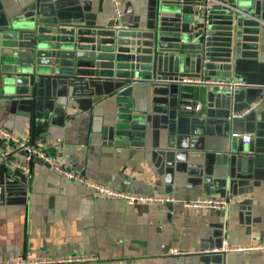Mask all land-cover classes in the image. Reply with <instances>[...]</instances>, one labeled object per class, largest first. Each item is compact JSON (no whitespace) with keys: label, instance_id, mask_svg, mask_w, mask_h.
Returning <instances> with one entry per match:
<instances>
[{"label":"crops","instance_id":"1","mask_svg":"<svg viewBox=\"0 0 264 264\" xmlns=\"http://www.w3.org/2000/svg\"><path fill=\"white\" fill-rule=\"evenodd\" d=\"M239 1L258 9L264 21V0ZM152 3L124 0L125 25L144 17ZM32 10L83 25L107 27L116 19L110 0H0V28ZM257 36V55L242 57L234 70L238 77L232 78L246 86L235 91L231 107L213 96L216 87L186 84V96L203 108L178 117L173 130L165 115L153 111L147 81L132 80L121 94L117 79L55 78L30 97H0V124L65 167L116 190L174 198L129 205L95 196L38 158L29 174L0 162V263L264 264V250L242 248L264 242L262 23ZM248 108L245 116L230 118ZM126 109L150 116L137 143L119 131ZM235 132L252 136L251 165L238 163V150L247 144L232 137ZM6 148L0 138V151ZM13 159L25 160L20 152ZM207 196H228L232 205L224 211L182 204ZM173 248L181 254H172ZM76 256L97 259L63 260Z\"/></svg>","mask_w":264,"mask_h":264},{"label":"water","instance_id":"2","mask_svg":"<svg viewBox=\"0 0 264 264\" xmlns=\"http://www.w3.org/2000/svg\"><path fill=\"white\" fill-rule=\"evenodd\" d=\"M152 2L144 17L120 30L113 28L115 19L107 27L83 25L59 15L39 17L35 10L11 19L0 28V97H30L55 78L117 79L121 94L132 80L147 81L153 111L173 130L178 117L190 114L183 108L191 98L182 79L238 77L239 60L257 55L261 16L239 0ZM210 92L228 108L238 94ZM126 110L119 131L137 143L150 116ZM251 153L249 145L239 148L238 163L251 165Z\"/></svg>","mask_w":264,"mask_h":264},{"label":"built area","instance_id":"3","mask_svg":"<svg viewBox=\"0 0 264 264\" xmlns=\"http://www.w3.org/2000/svg\"><path fill=\"white\" fill-rule=\"evenodd\" d=\"M113 4V15L116 18L113 28L120 30L125 27L123 22L125 9H124V0H110ZM216 0H208V6L211 2ZM264 25V21L260 20ZM136 81V80H135ZM140 81V80H137ZM134 82V81H133ZM133 82H130L125 86L124 89H128L132 86ZM182 82L185 84H198V85H209L216 87L220 91L235 92L242 87L246 86V83L238 78H221V79H205V78H196V77H187L183 78ZM264 98V96H263ZM184 110L189 113L198 114L203 108L201 102H194L192 99H189V102L184 105ZM250 111V108L245 109L241 112L235 113L230 116V118L242 117ZM232 137H239L245 144H249L252 140V136L249 133H238L235 132L232 134ZM0 138L5 142L6 149L0 151V162L9 161L17 169L22 170L25 174H29L31 171V161L34 158H38L43 162L49 164L52 170L63 176L68 180H75L80 184L84 185L89 191H91L95 196L105 199H120L125 201L129 205H152V204H165L174 201L173 197L166 195H142L134 194L130 192H124L120 190L113 189L109 186L99 184L93 180L87 179L82 175L78 174L74 170L65 167L59 161H57L52 155L47 154L43 149L37 147L29 139H22L16 134L12 133L10 130L5 128L0 124ZM22 153L25 160L19 161L13 159V155L16 153ZM182 204L185 207L193 208L199 210L201 208H211L219 210H228L232 205V198L228 196H207L199 198L194 201H184ZM243 249H261L264 250V242H253L248 246H243ZM226 249V248H225ZM172 254L178 255L181 254V251L177 248L171 250ZM97 257H86V256H76L67 259L65 261H85V260H94ZM60 260V261H63ZM40 262H49V261H40ZM37 262V263H40ZM0 264H21L19 262H9V263H0Z\"/></svg>","mask_w":264,"mask_h":264}]
</instances>
